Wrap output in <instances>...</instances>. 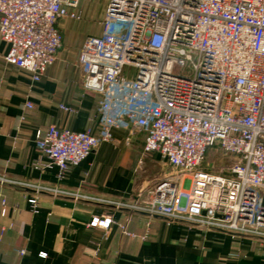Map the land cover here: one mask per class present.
I'll return each mask as SVG.
<instances>
[{
    "label": "built area",
    "instance_id": "2783aa9c",
    "mask_svg": "<svg viewBox=\"0 0 264 264\" xmlns=\"http://www.w3.org/2000/svg\"><path fill=\"white\" fill-rule=\"evenodd\" d=\"M79 4L0 0L6 62L39 82L63 47L60 20H80ZM79 70L82 87L100 96V130L38 131L46 167L63 179L112 142L115 130L127 132V143L145 134L143 154L160 155L176 173L134 209L264 237V0H109L101 35L83 44ZM212 149L232 158L226 174L204 166ZM29 203L36 210L37 196ZM113 223L94 218L91 226Z\"/></svg>",
    "mask_w": 264,
    "mask_h": 264
},
{
    "label": "crops",
    "instance_id": "0c3cea01",
    "mask_svg": "<svg viewBox=\"0 0 264 264\" xmlns=\"http://www.w3.org/2000/svg\"><path fill=\"white\" fill-rule=\"evenodd\" d=\"M108 3L85 14L82 24L60 20L63 47L39 82L6 62L9 46L0 37V264H264V237L168 222L134 209L150 199L157 180L143 154L145 134L127 143V132L115 130L112 142L63 179L57 167H46L38 131L52 125L100 130V96L80 84L79 56L96 24L95 36L101 35ZM34 196L36 210L29 203ZM108 217L114 221L109 228L91 226L94 218Z\"/></svg>",
    "mask_w": 264,
    "mask_h": 264
},
{
    "label": "rangeland",
    "instance_id": "374dc122",
    "mask_svg": "<svg viewBox=\"0 0 264 264\" xmlns=\"http://www.w3.org/2000/svg\"><path fill=\"white\" fill-rule=\"evenodd\" d=\"M107 1L108 0H80L78 10L81 16V20L76 21V23L82 24V22L86 20L85 14L88 15L95 13L97 14L98 11H100V9L101 11H103V9L106 8ZM94 27L95 28L97 27V31L96 29L93 30L94 35L92 34L90 36H95L98 33V28L100 27L99 24H96ZM187 71H188L187 67L181 70L182 73ZM155 155H156L155 153H151L147 155V157L149 156L152 162L154 163L155 170H157L156 172L157 175L155 177L157 180L155 182L157 183L165 177L175 175L176 173L175 170L166 163H161V161H159L157 157H155ZM232 162L233 161L231 157L224 156L223 154H221L220 151L216 149H212V151L209 153L207 157L204 166L213 171L226 174L227 168L232 164Z\"/></svg>",
    "mask_w": 264,
    "mask_h": 264
}]
</instances>
